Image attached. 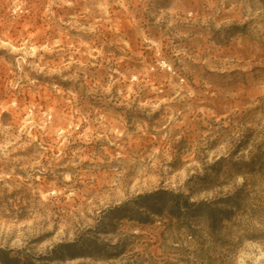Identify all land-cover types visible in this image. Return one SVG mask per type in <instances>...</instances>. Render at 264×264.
I'll list each match as a JSON object with an SVG mask.
<instances>
[{
    "label": "rangeland",
    "instance_id": "obj_1",
    "mask_svg": "<svg viewBox=\"0 0 264 264\" xmlns=\"http://www.w3.org/2000/svg\"><path fill=\"white\" fill-rule=\"evenodd\" d=\"M0 264H264V0H0Z\"/></svg>",
    "mask_w": 264,
    "mask_h": 264
}]
</instances>
